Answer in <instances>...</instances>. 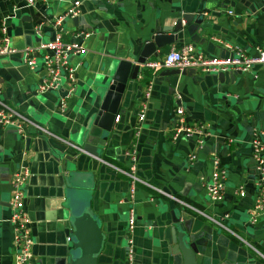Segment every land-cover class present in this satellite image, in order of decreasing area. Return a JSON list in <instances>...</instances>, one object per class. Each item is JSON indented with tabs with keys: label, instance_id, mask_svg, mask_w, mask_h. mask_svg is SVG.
Listing matches in <instances>:
<instances>
[{
	"label": "crops",
	"instance_id": "0c3cea01",
	"mask_svg": "<svg viewBox=\"0 0 264 264\" xmlns=\"http://www.w3.org/2000/svg\"><path fill=\"white\" fill-rule=\"evenodd\" d=\"M73 1L0 0V26L8 44L24 49L50 41L51 23ZM78 1L80 14L64 21L62 37L78 42L86 51L71 59L75 80L69 92H38L37 84L44 76L42 63L30 69L16 53L0 55V98L57 136L82 145L89 117L100 105L119 60L131 61L139 71L136 80L129 82L123 111L97 160H81L80 171L71 163L80 152L61 140L38 135L30 127L26 137H20L12 127L0 124V264H12V180L23 166L29 169L24 210L31 222L35 264H55L57 258L69 257L73 247L68 216L87 204L106 235L99 263L122 264L132 206L137 220L133 264H175L168 249H175L181 234L196 240L201 264H264V215L254 225L248 221L256 193L251 139L254 134L264 137V65L245 72L224 71L221 76L197 69L162 76L161 72L172 69L145 65L162 60L172 47L182 44L194 45L207 57H228L225 43L256 55V48L264 47V1ZM203 7V24L199 25L194 19ZM183 13L195 15L184 26L183 41L157 48L158 59L151 55L137 64L144 42ZM80 30L90 35L77 39ZM148 86L145 120L139 122ZM179 106L184 108L187 124L204 127L201 147L194 139L171 138L174 111ZM132 150L139 176L160 191L138 182L131 201L128 177L102 160L128 171L132 160L127 154ZM192 153L194 160L189 159ZM213 154L227 170L220 202L211 201L205 188ZM62 164L76 171L68 173ZM239 186H244L243 197ZM215 220L223 221L227 229Z\"/></svg>",
	"mask_w": 264,
	"mask_h": 264
},
{
	"label": "built area",
	"instance_id": "2783aa9c",
	"mask_svg": "<svg viewBox=\"0 0 264 264\" xmlns=\"http://www.w3.org/2000/svg\"><path fill=\"white\" fill-rule=\"evenodd\" d=\"M32 3V0H26ZM264 1V0H263ZM80 1L74 0L65 13L54 22H52V29L54 31L53 37L50 41L40 43L33 47H26L24 49H15L11 47L8 42L9 39L5 36V29L0 26V55H13L19 53L22 55L25 64L30 69H35L40 66L44 71V76L37 84L36 90L38 92L48 91H65L69 92V86L74 83L75 71L71 59L80 54H84L86 49L78 42H66L63 40L62 33L64 31L63 23L67 18L77 17L80 14ZM233 14L232 10L228 11ZM90 35L89 32L80 30L75 35L77 39L86 38ZM225 47L229 50L228 57H207L201 52L197 51L192 44H182L178 47H172L165 57L158 62H149L145 65L150 68L161 69L170 68L178 70L197 69L204 74L220 73L228 70H236L245 72L251 70L255 65H264V47L256 48V55L250 56L237 46L225 43ZM68 87V89H66ZM72 90V87L70 88ZM150 97V87L148 86L144 93V102L138 114V121L145 120L146 103ZM64 105V104H63ZM64 109V108H63ZM183 107H177L174 111L175 118L172 126L171 138L178 139H194L198 147L204 144V127L202 125H189L186 122ZM118 116L116 117V121ZM0 124L3 126L12 127L16 134L20 137H26L28 128H32L38 135H51L78 152H81V147L72 141L59 137L51 132L46 127L33 121L27 115L23 114L18 108L8 104L0 98ZM252 159L256 171L254 178V187L256 190L254 200L248 212V221L254 225L259 221V218L264 215V137L259 134H254L251 139ZM130 156L131 167L128 171L109 164L102 160V163L110 165L116 171L124 173L129 179V198L133 199L135 193V184L142 183L160 191L153 185L144 181L137 173L136 151L132 150L127 154ZM195 154L192 153L189 159L194 160ZM212 164V171L205 182V188L208 198L213 202H220L223 200V186L227 177V170L222 166L221 161L217 155H212L210 158ZM29 176V169L25 166L21 167L13 176L12 193L10 199L11 213L9 222L14 231V254L12 264H35L33 255L34 237L31 229V222L27 216L25 205V183ZM238 193L240 197L245 195L244 186H239ZM136 213L131 206L128 209L126 222V239L124 258L122 264H133L134 259V240L133 230L136 225ZM216 224L227 229L225 223L220 220H215ZM69 240V237H67Z\"/></svg>",
	"mask_w": 264,
	"mask_h": 264
},
{
	"label": "water",
	"instance_id": "95a60500",
	"mask_svg": "<svg viewBox=\"0 0 264 264\" xmlns=\"http://www.w3.org/2000/svg\"><path fill=\"white\" fill-rule=\"evenodd\" d=\"M205 8L199 10L194 21L197 24H203V16ZM192 13H183L171 25L160 27L148 40H146L136 56L137 64L153 55L156 59L159 58L156 50L165 45L182 42L184 26L191 23L194 18ZM77 20V19H75ZM194 70V69H191ZM139 71L138 65H133L131 61L119 60L116 68L113 71L111 82L105 89L101 103L96 111L90 115V123L88 132L84 138L81 147V152L75 159L66 157L72 160L77 171H80L79 162L86 157L93 159L98 158L101 146L105 145L107 136L116 127V117L123 111L122 102L129 92V82H134ZM185 74V71L178 69L167 70L161 72L162 76H171ZM223 75L220 72L218 76ZM140 97V96H139ZM89 111H87L86 115ZM105 132L106 135L101 133ZM29 143V142H28ZM28 146V145H27ZM96 162V161H94ZM69 164H62V170L72 172L75 169L68 167ZM76 171V170H75ZM83 171H86L83 169ZM139 175V174H138ZM68 234L72 236L73 252L69 257L57 258L55 264H99V258L103 254L105 247L106 235L103 233L100 222L94 215L93 208L90 205H85L79 213H70L67 219ZM189 236L185 238L184 234L178 235L174 247L168 249L169 255L172 257V263L175 264H201L199 261V251L197 249L195 239Z\"/></svg>",
	"mask_w": 264,
	"mask_h": 264
},
{
	"label": "rangeland",
	"instance_id": "374dc122",
	"mask_svg": "<svg viewBox=\"0 0 264 264\" xmlns=\"http://www.w3.org/2000/svg\"><path fill=\"white\" fill-rule=\"evenodd\" d=\"M20 110V109H19ZM21 111V110H20ZM23 114H25L23 111H21ZM26 115V114H25ZM28 116V115H27ZM29 117V116H28ZM30 118V117H29ZM70 141H72V140H70ZM73 143H76V144H78L77 142H74V141H72ZM249 217V216H248Z\"/></svg>",
	"mask_w": 264,
	"mask_h": 264
},
{
	"label": "trees",
	"instance_id": "16d2710c",
	"mask_svg": "<svg viewBox=\"0 0 264 264\" xmlns=\"http://www.w3.org/2000/svg\"><path fill=\"white\" fill-rule=\"evenodd\" d=\"M99 264H103V263H99Z\"/></svg>",
	"mask_w": 264,
	"mask_h": 264
}]
</instances>
